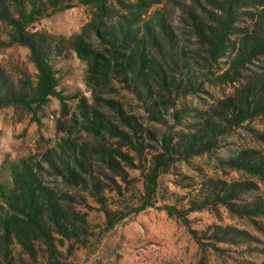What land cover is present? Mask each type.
I'll return each mask as SVG.
<instances>
[{"label":"rangeland","instance_id":"1","mask_svg":"<svg viewBox=\"0 0 264 264\" xmlns=\"http://www.w3.org/2000/svg\"><path fill=\"white\" fill-rule=\"evenodd\" d=\"M117 1L108 21L113 28L122 17L136 18L132 8L136 0ZM195 6L198 3L189 0H154L142 18L154 25L158 19L163 21L184 54L188 70L170 69L175 79L191 73L197 78L193 95L186 97L180 90L170 97H155V107L148 94L140 93L139 85L126 82L120 73L129 58L139 57L125 41L115 49L101 42L92 7L76 4L39 19L28 29L58 44L60 54L52 56L60 85L57 97L29 111L0 107V202L2 194H10L15 187V169L24 163L36 167L42 187L66 199L59 206L65 219H78L67 230L52 233L64 264H264V171L252 166L264 156V113L239 126L220 122L217 144L211 143L201 156L185 157L161 176L155 207L112 228L106 224L105 210L125 212L139 205L165 121L170 120L169 128L185 142L191 132L203 127L213 109L224 116L229 105L241 111L245 98L252 99L253 88H260L264 80V58L233 80L220 77L249 34L251 21H239L240 34L233 37L227 58L212 68L206 66L205 50L189 26L187 12ZM138 27L131 29L133 35L141 33ZM77 35L93 52L90 62L74 49ZM102 55L121 65L113 80L94 69V64H103ZM155 59L160 63V55ZM0 74L4 91L21 80L34 83L37 76L29 48L11 42L3 21ZM151 86L157 90L154 83ZM177 112L174 121L172 114ZM75 160L85 172L75 167L70 176L65 166H75ZM205 198L206 208L188 211L195 200ZM165 205L186 211L187 221L169 216ZM37 246L40 255L33 260L16 241L8 242V261L0 256V264H45L46 247Z\"/></svg>","mask_w":264,"mask_h":264},{"label":"trees","instance_id":"2","mask_svg":"<svg viewBox=\"0 0 264 264\" xmlns=\"http://www.w3.org/2000/svg\"><path fill=\"white\" fill-rule=\"evenodd\" d=\"M117 0H0V21L9 28V37L12 43L28 47L31 53L37 76L34 83L30 80L19 81L17 86L10 84L4 91L0 88V107L11 106L31 110L33 106L47 104L52 97L58 96L60 85L57 71L55 69L54 52H58V44L55 46L50 38L41 33H30L28 29L39 19L56 11H62L74 7L76 4L90 6L94 9V19L97 21V37L105 45L112 48L118 47V43L125 41L132 54L139 57L136 60L128 59L120 73L126 82L136 86L139 85L141 94H148V99L158 105L155 97H170L173 93L182 90L184 96L189 97L195 93V74H183L175 79L171 70L187 69L184 54L172 42L171 36L158 19V24L144 21L143 16L148 14L154 0H136L133 11L136 13L134 20L120 18V24L113 28L108 26V21L116 11ZM198 3L193 10L187 12L190 23L191 35L198 45L205 50L206 66L212 68L227 58L230 43L233 37L239 35V21H251V30L239 43V48L234 52L235 56L230 62V67L220 77H228L232 80L247 69L249 65L264 58V0H189ZM253 7L254 10H250ZM138 19L141 23L138 24ZM139 26L141 33L132 34L131 29ZM74 49L80 53L84 60L89 61L92 50L86 49L81 36L74 37ZM178 50L180 52H178ZM160 55V63L155 56ZM101 57V56H100ZM103 64H94V69L105 77L113 80L118 77V62L111 63L108 56L102 55ZM90 62V61H89ZM129 75L131 76L128 79ZM1 76V74H0ZM1 78V77H0ZM133 80V81H132ZM157 87L152 90L151 83ZM260 88H253L251 98H245L244 108L237 111L235 105L224 108L226 116L222 112L213 109L206 118L202 128L191 132L185 142L178 140V135L169 128L170 120L163 123L165 130L157 140L159 151L153 156L150 172L145 180L144 194L139 205L129 208L125 212H111L105 210L106 224L108 228L137 216L148 208L155 207L159 180L162 175L170 171L175 164L187 156H201L208 152L210 144L218 143V128L220 122L239 126L257 115L264 113V80H261ZM0 80V87H1ZM138 91V90H137ZM139 92V91H138ZM143 95V94H142ZM258 99L259 102L253 105ZM240 112V113H239ZM178 112L172 114L175 121ZM106 162V161H104ZM234 163L233 161H230ZM108 163V162H106ZM230 163V164H231ZM233 165V164H231ZM255 171H264V156L258 164L252 165ZM41 167V166H40ZM57 171L58 167L50 164ZM75 167L84 171L83 166L75 160V166L68 163L66 172L71 176ZM39 171L36 167L24 163L21 168L13 171V182L15 187L10 194H2L0 202V256L8 261L10 253L8 242L16 241L27 255L37 260L40 255L37 243H42L48 252L45 264H64L60 258V252L53 242L52 233L56 229L69 227L70 222L78 219L66 220L60 203H65L63 196L55 192H49L42 187L39 180ZM92 184V179H90ZM215 195V194H213ZM202 201V202H201ZM208 199L195 200L188 211H198L207 207ZM163 210L169 216H175L187 221V212L177 209L172 205L163 206ZM264 211V210H262ZM51 215L50 220L46 215ZM61 215L64 217L60 220ZM79 214H77V217ZM52 224H51V223Z\"/></svg>","mask_w":264,"mask_h":264}]
</instances>
